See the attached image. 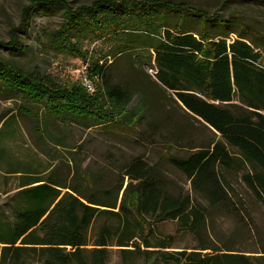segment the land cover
<instances>
[{"label":"trees","instance_id":"1","mask_svg":"<svg viewBox=\"0 0 264 264\" xmlns=\"http://www.w3.org/2000/svg\"><path fill=\"white\" fill-rule=\"evenodd\" d=\"M41 8L61 9L63 16L60 27L44 38L45 45L83 59V73L93 89L82 79L58 83L0 55V89L20 103L17 111L35 122L41 108L57 118L134 123L144 90L112 82L105 65L109 57H135L141 51L153 64L158 84L220 137L189 154L167 157L187 176L195 196L170 189L158 165L139 155L122 168L128 182L119 204L117 197L110 199L115 196L112 189L92 187L80 165L74 184L51 165L42 172L25 167L19 190L5 205L11 208L8 219L0 210V261L108 264L115 245L122 256L139 255L140 264H264V237L233 183L244 184L264 209V50L255 42L264 41L262 36L237 15L211 13L189 0H90L74 7L66 0H29L17 25L8 29L9 40L0 46L13 55L26 51L21 32L27 33ZM174 15L198 21L200 31L184 29L177 19L169 26ZM231 25L238 28L230 27L237 33L231 40L228 33L210 35L208 26ZM85 40H101L108 47L84 49ZM135 94L139 104L128 107ZM43 131L48 137V128ZM212 209L227 212L236 232L247 230L249 250L232 241L219 245L208 237L215 231ZM165 220L188 233L194 246L170 250L176 235L160 233L152 225Z\"/></svg>","mask_w":264,"mask_h":264},{"label":"rangeland","instance_id":"2","mask_svg":"<svg viewBox=\"0 0 264 264\" xmlns=\"http://www.w3.org/2000/svg\"><path fill=\"white\" fill-rule=\"evenodd\" d=\"M28 1L0 0V41L9 40L8 29L17 25L21 8L27 5ZM66 1L73 7L90 2V0ZM189 1L211 13L218 11L225 16L237 15L244 24L250 26L264 39V0ZM174 16L169 26L177 19L176 22L184 29L200 31L198 21ZM32 17L30 29L27 33L21 32V38L29 46L28 49L13 55L8 49L0 46V55L23 69L35 68L49 74L58 83L81 80L85 69L83 59L67 52H57L44 42L49 32H55L60 27L63 20L61 9L41 8ZM208 27L210 35L214 37L228 33L227 37L231 40L237 34L236 31H231L237 28L235 25L227 29ZM230 27L233 29L230 30ZM255 40L257 49L264 50V41ZM82 44L84 49L100 50L108 47V44L102 43L101 40L94 42L85 40ZM139 52H134L136 58L129 54L126 57H109L105 65L112 82L122 83L130 89L144 90L142 108L141 106L140 110L136 108L134 123L127 122L126 119L116 124H97L98 121L92 118H57L44 114L41 108L38 110L39 120L35 122L31 117L17 111L20 103L0 89V210L3 211V218L8 219L11 208L10 204L5 205L10 201L9 197L19 190L21 176L27 172H21L25 167L32 172L35 170L42 172L51 165L59 177L74 184L75 167L80 165L84 177L91 180L92 187L112 189L115 196L110 199L117 197L119 204L128 182L127 177L123 176L122 168L139 155L148 163L158 165L159 171L166 176L170 189L180 188L195 196L187 176L174 168L167 157L189 154L192 150L211 145L220 136L193 113L187 111L169 90L158 84L153 64L147 56ZM139 102V96L135 94L128 107H136ZM47 128L48 137L43 131ZM39 132L43 135H39ZM40 137L46 138L45 141ZM82 182L86 185L87 180ZM233 183L238 195L248 204L254 220L259 225L260 234L264 237V209L244 184L239 181ZM202 204L208 206L206 200H202ZM211 212L215 231L208 233V237L219 245L232 241L233 245L249 250L250 245L245 240L249 235L247 230L236 232L234 220L227 212L215 209ZM102 220L103 218L99 221ZM152 225L160 233L176 235L175 244L169 248L170 250L194 246L195 242L188 233L176 231L174 221L165 220ZM96 228L97 223L91 229L92 235ZM109 258L108 264H122L123 260L127 261V264L141 263L139 255L127 253L122 256L115 245L112 246ZM0 264L8 263L0 261Z\"/></svg>","mask_w":264,"mask_h":264},{"label":"built area","instance_id":"3","mask_svg":"<svg viewBox=\"0 0 264 264\" xmlns=\"http://www.w3.org/2000/svg\"><path fill=\"white\" fill-rule=\"evenodd\" d=\"M82 83L85 87L88 88V90L93 89L91 83L89 82V80L87 79V77L84 75V77L82 78Z\"/></svg>","mask_w":264,"mask_h":264}]
</instances>
